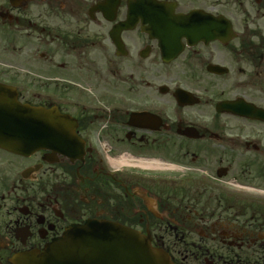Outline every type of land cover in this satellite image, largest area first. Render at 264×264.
Listing matches in <instances>:
<instances>
[{"label":"flooded vegetation","instance_id":"1","mask_svg":"<svg viewBox=\"0 0 264 264\" xmlns=\"http://www.w3.org/2000/svg\"><path fill=\"white\" fill-rule=\"evenodd\" d=\"M0 81L70 137L0 149V264L91 219L264 264V0H0Z\"/></svg>","mask_w":264,"mask_h":264},{"label":"water","instance_id":"2","mask_svg":"<svg viewBox=\"0 0 264 264\" xmlns=\"http://www.w3.org/2000/svg\"><path fill=\"white\" fill-rule=\"evenodd\" d=\"M171 19L162 11L161 19ZM164 35H171L168 27ZM58 110L18 100L17 90L0 83V148L29 155L39 148H59L70 140ZM32 264H174L168 254L152 246L145 235L109 221L88 220L68 228L34 253Z\"/></svg>","mask_w":264,"mask_h":264},{"label":"rangeland","instance_id":"3","mask_svg":"<svg viewBox=\"0 0 264 264\" xmlns=\"http://www.w3.org/2000/svg\"><path fill=\"white\" fill-rule=\"evenodd\" d=\"M7 157H8V156L3 155V159H4V160H8Z\"/></svg>","mask_w":264,"mask_h":264}]
</instances>
